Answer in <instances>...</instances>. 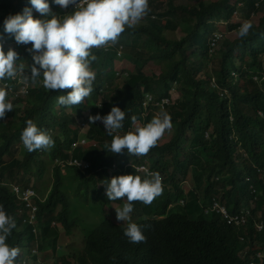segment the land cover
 <instances>
[{
    "label": "trees",
    "instance_id": "16d2710c",
    "mask_svg": "<svg viewBox=\"0 0 264 264\" xmlns=\"http://www.w3.org/2000/svg\"><path fill=\"white\" fill-rule=\"evenodd\" d=\"M157 1L149 0L148 15L135 29L126 30L118 43L94 49V91L80 105H59L57 97L70 90L47 91L40 83L42 77L36 82H25L23 74L0 80L14 105L0 119V205L16 220L7 242L20 249L18 257L24 239V253L33 256V264H41L38 255L48 251L57 254L55 264H264L255 249L264 246V229L256 228V223L264 222V0H196L192 5L169 0L163 12L157 10ZM49 4L61 17L73 11V6L62 9L53 0ZM25 7L31 8L30 0H0V43L5 52L21 50L17 63L24 64L25 75L30 76L31 44L10 43L13 38L4 31V20ZM239 11L243 22L253 24L243 39L238 34L243 22H230ZM32 14L44 18L34 8ZM257 14L255 23L251 17ZM174 19L185 30L180 38L167 36L177 29ZM220 21L237 37L222 36L215 47ZM120 60L131 62L133 69L119 70ZM150 62L160 67L159 74L145 72ZM24 86L26 92L19 93ZM172 89L178 93L175 100ZM148 94L155 100L167 97L170 103L145 108ZM113 106L126 113L121 135L136 127L132 116L142 126L162 112L170 115L174 134L146 156H129L126 150L108 153L112 137L102 121L90 124L89 116L107 115ZM28 120L51 135L53 148L33 152L24 148L21 133ZM140 165L158 172L164 189L151 205L134 204L131 215L137 219L132 222L141 226L146 241L129 242L124 236L127 222L105 216L98 225L87 227L80 249L62 251L61 230L72 235L79 227L78 219L66 214L74 205L67 194L68 175L77 179L79 199L85 203L94 199L104 211L125 202L109 201L106 183L124 174L143 177V170L135 171ZM51 179L46 193L45 184ZM188 180L191 188L186 190L182 184ZM10 185L30 187L37 194L45 191L33 217H24L32 208L23 206ZM213 199L232 213L251 211L248 222L229 224L217 212L209 218L204 211Z\"/></svg>",
    "mask_w": 264,
    "mask_h": 264
},
{
    "label": "clouds",
    "instance_id": "9594fccd",
    "mask_svg": "<svg viewBox=\"0 0 264 264\" xmlns=\"http://www.w3.org/2000/svg\"><path fill=\"white\" fill-rule=\"evenodd\" d=\"M53 2L62 9L73 6V11L61 17L51 10L49 0H30L31 8L25 7L22 13L10 15L4 20V31L14 36L18 44H31L29 51L33 53L34 63L31 65V75H25L26 66L17 63L21 60L18 53L12 48L5 52L0 43V80H15L23 74L25 82H36L42 77L40 83L47 91L70 90L67 95L57 97L59 105L77 106L94 91L96 72L91 67L97 59L94 49L115 45L126 30L135 29L150 12L149 0ZM33 8L44 18L34 17ZM252 28L250 20L243 22L238 29L240 38H246ZM8 95L7 87H0V119L14 109ZM125 118V111L118 106H113L107 115L89 116L90 124L102 121L108 135L112 137L106 148L108 153L119 155L126 150L129 156H146L172 128L171 117L166 112L154 116L142 126L137 125V118L132 116V123L136 127L121 135ZM21 140L28 152L51 149L55 145L51 135L32 120L27 121ZM135 171L140 172L141 169ZM143 172V177L124 174L114 176L106 183V197L109 201H125L122 207H115L116 219L127 222L124 236L134 244L146 241L141 226L131 221L134 204L140 202L151 205L164 190L158 172L146 169ZM11 191L16 194L13 188ZM16 227L15 218L0 205V264H15L20 254L18 247L10 246L7 242Z\"/></svg>",
    "mask_w": 264,
    "mask_h": 264
},
{
    "label": "rangeland",
    "instance_id": "374dc122",
    "mask_svg": "<svg viewBox=\"0 0 264 264\" xmlns=\"http://www.w3.org/2000/svg\"><path fill=\"white\" fill-rule=\"evenodd\" d=\"M168 2H169V0H158L155 3L157 10L159 12H163L164 10H166L169 7ZM196 2H197L196 0H173L174 5H180V4H185V5L186 4H190V5H192V4H195ZM259 15L260 14H257V15H253L251 17L252 20L255 23L258 22ZM230 22H243V15L241 14V11L236 13L234 15V17L231 18ZM174 24L177 26L176 27L177 29L174 32L168 31L167 32V36L171 37V38H180V37H182L184 35L183 32L185 30H183L181 28L180 20L179 19H174ZM191 25H192V22H190L188 24L189 27H191ZM216 28L220 29V31L219 30L218 31L221 32L222 36H224V37H228V38H232V39L237 37V32L235 30H232L230 32L227 31V23H224V22H221V21L217 22L216 23ZM11 37L13 38V40H11L10 43L16 42L15 39H14V36L11 35ZM218 47H220V46H218ZM15 51L18 54L21 52V50L19 48L17 50H15ZM117 68L119 70H122V69L132 70L133 69V65H132L131 62H129L127 60H120V61H117ZM145 72L148 73V74H152V73L159 74L160 73V67L157 64H155L153 62H150V63H148L146 65ZM25 87L26 86L22 87V90H20L18 92L24 94L25 93V91H24ZM171 94H172V98L174 100L178 97V93H177L176 89H172L171 90ZM8 99L11 100V97L8 96ZM137 125H140V124L137 123ZM84 128H87V127H84ZM173 134H174V130L171 129L170 131H167L164 134V136L161 138L160 142L168 141ZM84 144L88 145V142H85ZM63 168H65V167H63ZM64 173H67V171L64 172ZM72 174L68 175V178H67L68 184H70V186H71V187H69V189L67 191L68 192L67 194H68L69 198L73 201L72 204L74 203V205H71V212H67L66 214L71 219H78L79 227L74 230L72 235L65 234L64 229L61 230V238H60L61 246L60 247H61L62 251H67V252L80 249L83 246V235H84L85 231L88 229L87 227H93L95 225H98V223L101 220H103L105 218V216L110 217L111 219L115 220L116 222H119V223L122 222V221H118L116 219L115 207H122L123 204L113 203L110 206H106L104 211H103L101 208H99V204H97L98 202L96 203L94 199L90 198L89 203L82 202L79 199L80 197H79L78 191H76L77 186H78L77 185V179L75 177L72 178ZM49 176L50 175L48 174V177ZM67 180L65 181V183L67 182ZM37 183L39 184L40 188H42L41 181H37ZM51 185H52V179L48 180L46 182V184H45L46 193H47L48 188L51 187ZM99 185H102V184H99ZM182 185H183V187L186 190H188L189 188H191V180L183 182ZM43 187H44V184H43ZM10 188L11 187L9 186V189ZM44 193H45L44 190H41L40 192H38V194L35 193V191H34V194L31 197H28L27 199H25L23 197H21V198L18 197L21 200L23 206H26V207L30 206L32 208L30 213L26 212V214L24 216L25 218L29 217V216H32V215L34 216L36 214V212H35L36 207H37L36 206V202L38 200V197L44 196ZM180 202H181V200H180ZM209 206H206L205 207V211H204V214L206 216H208V217L215 213V212H206V208H208ZM106 210H107V212H106ZM175 210L176 211H181V212L185 211L183 208L182 209L176 208ZM19 212H20V215H22L23 209L19 208ZM200 212L201 211L194 212V213L191 214V216L196 217ZM217 214H219L222 217V219H223V214L221 212H217ZM250 216H251V214H250ZM135 219H137V216L135 214H132L131 215V221H134ZM54 223H56V222H54ZM122 223H125V222H122ZM258 223H263L264 224V222H258ZM256 225H257V223H256ZM236 226H241V225H236ZM256 228L258 229V227H256ZM258 230L260 231L262 229H258ZM246 231H247V229H246ZM246 249H248V247H246ZM255 249L257 250V251L255 250L257 253L260 252V255H261V252L264 253V246L263 245L262 246L256 245ZM31 250L33 252H35L36 248L35 247H31ZM21 251H23L22 255L20 257L16 258V260H21L22 262H24V264H33V262H34L33 256L24 253V252H27V241H25L24 239L22 240V243H21ZM35 253H39V252L37 251ZM56 255L57 254H53L51 251H48L46 253H40L38 255V262L41 261V264H42V259H44L46 261H49V262H52L53 264H55L54 263V259L55 260L57 259ZM260 255L259 256L257 255V257L259 259H260ZM262 261H264V257H263ZM57 263H58V261H57ZM58 264H60V263H58Z\"/></svg>",
    "mask_w": 264,
    "mask_h": 264
},
{
    "label": "built area",
    "instance_id": "2783aa9c",
    "mask_svg": "<svg viewBox=\"0 0 264 264\" xmlns=\"http://www.w3.org/2000/svg\"><path fill=\"white\" fill-rule=\"evenodd\" d=\"M217 38L214 40L213 45L216 47V40L220 39L222 37V34L219 32V34H216ZM25 45V44H22ZM29 49V48H28ZM24 91L26 92V90L24 89ZM170 103V99L165 97L162 98L161 100H155L154 96L152 94H148L147 95V99L144 102V106L145 108H147L150 104H153L155 106L164 108L165 105ZM86 125H84L85 127ZM78 164V162H77ZM138 169L141 170H148V167L145 165H140L137 166ZM162 177V176H161ZM253 188V186H252ZM13 190L15 191L16 194H19L21 197L27 199L28 197H31L34 194V190L32 188H26L25 190H22L21 188L18 189L16 187L13 188ZM254 190V189H253ZM206 212H221L223 214V218L226 220L227 223L229 224H235V225H243L246 224L249 220L251 211L246 210V211H241L238 213H232L228 210V208L222 204L218 199H213L212 204L206 208ZM33 217V215H32ZM257 227L258 229H264V224L263 223H257ZM35 252H37V250H35ZM257 255H260V252L257 253ZM264 257V253L261 252L260 255V259L262 260ZM15 264H24V262H22L21 260H16ZM42 264H51V263H44L42 262ZM253 264V262H252Z\"/></svg>",
    "mask_w": 264,
    "mask_h": 264
},
{
    "label": "bare ground",
    "instance_id": "6f19581e",
    "mask_svg": "<svg viewBox=\"0 0 264 264\" xmlns=\"http://www.w3.org/2000/svg\"><path fill=\"white\" fill-rule=\"evenodd\" d=\"M19 196V198H21V196L19 194H17ZM242 210V209H241Z\"/></svg>",
    "mask_w": 264,
    "mask_h": 264
}]
</instances>
